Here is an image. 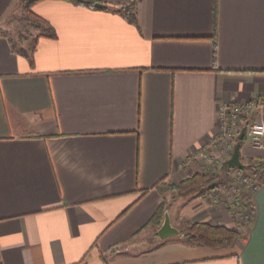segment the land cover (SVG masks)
I'll return each mask as SVG.
<instances>
[{
  "label": "crops",
  "instance_id": "0c3cea01",
  "mask_svg": "<svg viewBox=\"0 0 264 264\" xmlns=\"http://www.w3.org/2000/svg\"><path fill=\"white\" fill-rule=\"evenodd\" d=\"M16 2L0 0V264H264V181L246 191V226L198 192L170 201L180 234L146 226L169 199L157 182L207 168L193 156L218 133L219 105L264 99V0H217L216 17L215 0H139L137 24L43 0L32 11L56 35L36 27L15 48ZM245 141L246 165L264 159V140ZM198 221L241 236L189 242Z\"/></svg>",
  "mask_w": 264,
  "mask_h": 264
},
{
  "label": "built area",
  "instance_id": "2783aa9c",
  "mask_svg": "<svg viewBox=\"0 0 264 264\" xmlns=\"http://www.w3.org/2000/svg\"><path fill=\"white\" fill-rule=\"evenodd\" d=\"M218 133L205 148L194 153L208 170H218L234 151L239 134L246 127L245 135L261 146L264 140V99L231 100L222 102L218 110ZM256 172L233 167L223 173L218 183L207 189L205 197L213 207L226 206L242 225L248 223L254 210L252 197L246 193L264 181V159H256ZM213 168V169H211Z\"/></svg>",
  "mask_w": 264,
  "mask_h": 264
},
{
  "label": "trees",
  "instance_id": "16d2710c",
  "mask_svg": "<svg viewBox=\"0 0 264 264\" xmlns=\"http://www.w3.org/2000/svg\"><path fill=\"white\" fill-rule=\"evenodd\" d=\"M26 3V10L29 12V15L32 16L31 19L35 23L36 27H41L42 30L47 31L48 34L55 36L56 32L54 27L45 19L41 18L40 16L36 15L32 11V7L43 0H24ZM69 2L75 3V4H84L88 6H95L96 2H101L105 4V8L114 10L115 12H119L123 15H125L129 21H131L134 24H137V4L139 0H131V2L126 4H109L106 2H102L101 0H67ZM215 0V17L217 16V4ZM19 44H13V46L16 48ZM20 52H26V49L23 46L18 47ZM246 135L242 139L238 138V140H241V143H243L246 140ZM233 168L228 160L225 161L220 169L218 170H208L204 172H196L193 174H190L185 179L181 180L177 184H166L165 179L160 180L155 184V187L158 188V190L165 195V193L168 190H174L177 191L178 195H187L190 193H195L198 191L203 190L205 186L212 185L221 179L223 173ZM245 168L251 169L252 172H256V165H246ZM244 168V169H245ZM166 198V197H165ZM169 208V202L167 199H164L156 213L153 215L151 220L148 222L146 226H154L156 229L159 228L161 225L163 219L165 210ZM185 237L189 242L197 243V244H204L209 245L212 247H218V246H231L233 243L240 238L241 234L237 230L231 229L224 225H213L208 222H193L190 224L187 231L184 232Z\"/></svg>",
  "mask_w": 264,
  "mask_h": 264
},
{
  "label": "rangeland",
  "instance_id": "374dc122",
  "mask_svg": "<svg viewBox=\"0 0 264 264\" xmlns=\"http://www.w3.org/2000/svg\"><path fill=\"white\" fill-rule=\"evenodd\" d=\"M32 16L29 15V12L26 10V3L24 0H17V2L12 6L11 11L9 12V15L7 16V19H5V31L9 33L11 36H13L15 39H17V42L19 45H31L32 41V35L37 33L36 25L31 19ZM3 28V27H2ZM1 28V29H2ZM4 30V29H3ZM28 41V42H27ZM246 142V141H245ZM244 142V143H245ZM218 181L214 184L216 185ZM213 185V184H212ZM212 185L205 186L203 190L200 192L198 191V195H202V199H206L205 201L210 204L208 199L205 197V193L207 192V189L211 187ZM168 194L169 198L168 202L170 204V201H173V198H177L178 193L177 191L174 190H168L166 192ZM194 194V193H190ZM189 195V194H187ZM184 197H186L184 195ZM183 197V198H184ZM179 198H182V196H179ZM169 209V208H168ZM237 227H242L246 226L248 223L245 225H242L239 221L237 220ZM222 225V224H218ZM182 227L186 230L188 227L187 225H182ZM241 234V233H240ZM240 242V241H239Z\"/></svg>",
  "mask_w": 264,
  "mask_h": 264
},
{
  "label": "water",
  "instance_id": "95a60500",
  "mask_svg": "<svg viewBox=\"0 0 264 264\" xmlns=\"http://www.w3.org/2000/svg\"><path fill=\"white\" fill-rule=\"evenodd\" d=\"M95 6L105 7V4L101 2H96ZM245 132H246V127H243L239 134L240 139L244 137ZM241 146H242L241 140H238L231 157L228 159V162L232 167L245 168L246 166V164L241 160V157H240ZM158 233L161 237H166L169 235L181 233V230L177 226L172 224L169 209L165 210L164 220L158 229Z\"/></svg>",
  "mask_w": 264,
  "mask_h": 264
}]
</instances>
